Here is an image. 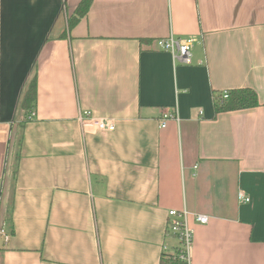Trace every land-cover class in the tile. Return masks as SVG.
Listing matches in <instances>:
<instances>
[{"label": "crops", "instance_id": "crops-1", "mask_svg": "<svg viewBox=\"0 0 264 264\" xmlns=\"http://www.w3.org/2000/svg\"><path fill=\"white\" fill-rule=\"evenodd\" d=\"M80 1L0 0V264H160L184 206L191 264H264V0H92L69 29ZM240 88L258 105L216 113Z\"/></svg>", "mask_w": 264, "mask_h": 264}, {"label": "built area", "instance_id": "built-area-1", "mask_svg": "<svg viewBox=\"0 0 264 264\" xmlns=\"http://www.w3.org/2000/svg\"><path fill=\"white\" fill-rule=\"evenodd\" d=\"M195 41V37L192 36L179 38L169 34L168 36L155 39L154 44L157 49L170 53L174 60L180 59L182 63L189 64L191 47ZM228 93V90H223L219 95V101L226 99ZM170 119L177 120L175 109L162 111L159 127H165ZM77 120L81 124L84 133L113 131L115 128L112 119L99 117L90 110L80 111L77 115ZM237 200L240 203H247L250 199L245 193L238 191ZM190 214L184 206L181 209L168 210L166 218V231L168 234L173 235L178 242L174 255L170 254L169 257L178 258L184 261L185 264H191L192 229L189 227L187 220ZM193 217L197 223L205 224L208 222V216L205 214L193 213ZM0 234L7 240L8 235L3 228L0 229Z\"/></svg>", "mask_w": 264, "mask_h": 264}, {"label": "trees", "instance_id": "trees-1", "mask_svg": "<svg viewBox=\"0 0 264 264\" xmlns=\"http://www.w3.org/2000/svg\"><path fill=\"white\" fill-rule=\"evenodd\" d=\"M92 0H81L74 10L73 14L67 18V26L70 29L79 18L83 17ZM36 93V78L33 77L28 85L25 99L23 101V108L25 111H29L34 108ZM258 105L256 93L250 88H240L229 91L228 97L222 101L215 99L214 110L216 113L247 109ZM164 257V256H163ZM162 257L160 264H185L184 261L178 258Z\"/></svg>", "mask_w": 264, "mask_h": 264}]
</instances>
